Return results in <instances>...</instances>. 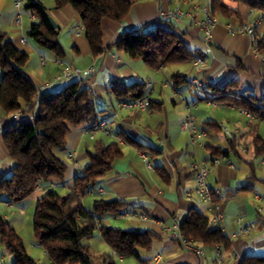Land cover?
<instances>
[{
	"label": "crops",
	"instance_id": "1",
	"mask_svg": "<svg viewBox=\"0 0 264 264\" xmlns=\"http://www.w3.org/2000/svg\"><path fill=\"white\" fill-rule=\"evenodd\" d=\"M40 1L57 24L58 40L65 51L62 57H57L31 37L33 41L28 38L31 23L37 21L31 11L28 13V23H25L24 18L17 16L14 0H0V29L7 32L15 47L29 54L25 72L41 92L56 91L74 80H82L95 94L99 116L112 119V124L109 132L99 130L93 138L85 131L88 123L72 126L65 148L57 150L67 166L65 179L41 181L28 199L15 205L8 202L6 195L0 194L10 210L1 215L19 230L20 217L25 214V208L36 206L38 198L49 190L67 194L89 162V153L117 141L122 156L115 161L112 171L101 177L90 189L91 192L82 198V202L90 209L95 199L124 200L128 203L122 212L125 216L108 214L100 223L114 226L123 220L129 224L124 229H149L157 235L151 248L144 249L148 252V259L142 257L140 250L137 264H216L218 255L215 248L201 245L204 256L200 260L194 251L165 230L166 226H180L191 208H198L212 217L210 205L197 203L193 193L196 179L191 163L194 160L208 162V183L213 188H219L224 195L221 207L225 218L217 225L229 237L231 249L222 250L225 258L222 264H237L246 255L264 257V196L259 192L263 191L264 186V152L257 153L255 141L256 136L264 141V120L227 100H217L221 94L212 88V85L223 86L233 81L235 85L228 91L229 94L254 103L262 99L264 59L256 50L254 38L249 33H232L229 25L245 24L256 15H261L262 21L256 29L255 39L264 43V12L240 3L238 15L228 18L216 15L219 21L213 25L211 40L207 42L200 24L205 16L203 7L206 0H130V12L123 21L102 20L105 48L102 54L93 57L84 29L79 31L82 23L74 7L68 4L55 8L54 0ZM176 6L186 14L169 20L179 30L188 33L186 41L191 47L202 52L201 65H194V59L153 68L142 58H132L113 45L123 31L152 24L161 8L173 9ZM152 27L148 26L149 29ZM68 70L71 71L70 75L66 74ZM174 73L187 77L188 81L180 80L175 84L172 78ZM146 77L153 80V87L149 91L151 109L141 111L121 107L110 87L115 83L144 81ZM193 77L206 86L192 84ZM190 114L195 116L199 129L206 132L195 144L182 128V122ZM1 119L0 130L9 122L4 114ZM207 121L216 124L207 125ZM225 126L233 132L232 135L224 132ZM119 132L145 146L138 148L120 138ZM210 147H221L229 153L213 156ZM152 149L157 153H152ZM215 158L219 162H214ZM0 169L5 175L12 172V161L2 137ZM160 170L166 178L162 177ZM252 174L255 176L251 177ZM141 213L146 217H140ZM239 219L245 224L255 223L254 229L241 235ZM95 232L102 239L100 230ZM94 236L87 240L89 245ZM36 244L41 246L37 241ZM45 255L47 262L54 264L46 251ZM101 256L103 261L112 258L116 264H122L125 259L112 248L110 253L104 250Z\"/></svg>",
	"mask_w": 264,
	"mask_h": 264
},
{
	"label": "trees",
	"instance_id": "2",
	"mask_svg": "<svg viewBox=\"0 0 264 264\" xmlns=\"http://www.w3.org/2000/svg\"><path fill=\"white\" fill-rule=\"evenodd\" d=\"M247 4L264 12V0H212L209 9L213 15L225 18L238 15V5ZM55 8L72 5L84 29L90 45L91 54L97 57L103 53L104 36L102 20L110 18L123 21L130 12V0H54ZM24 7L37 18L31 23L28 35L57 57L65 54L59 40L57 28L52 27L48 9L40 0H25ZM151 29L144 24L132 31H123L113 45L124 50L132 58H142L153 68L175 62H184L201 57L202 52L191 47L187 32L179 30L169 19H156ZM259 50L264 53V43L258 42ZM29 54L17 48L6 31L0 29V117L14 112L22 116L9 120L0 130L2 141L12 161V172L6 176L0 169V194L9 203H19L28 199L41 181L58 179L63 181L66 163L57 150L66 146L67 134L72 126L90 123L97 119L100 110L95 105V94L84 85L82 80H74L56 91L41 92L32 78L25 72ZM174 83L188 81L187 77L174 73ZM234 82L223 86L212 85L217 100H227L249 110L264 120V95L261 100L250 102L240 96L229 94ZM120 99L141 96L144 82L115 83L110 87ZM207 125H215L207 121ZM119 137L136 145L145 146L136 139L119 132ZM257 153L264 152V141L256 136ZM233 142V140H230ZM213 156L229 152L221 147H210ZM157 150L152 149V153ZM119 142H110L89 153V162L76 177L74 187L65 195L49 190L38 198L33 214L35 239L46 251L54 264H94L87 241L99 229L103 241L114 252L125 257H140L141 249H150L157 236L149 229L135 230L101 224L106 215H117L125 210L128 203L124 200L95 199L90 209L82 198L96 182L114 167L115 161L122 156ZM255 170V167H253ZM162 177L166 178L160 170ZM255 175L252 174L251 177ZM211 217L198 208H191L180 223L183 235L193 242L216 248L230 250L231 241L221 227ZM0 241L14 255L13 264H39L26 250L22 237L8 220L0 215ZM105 264H116L105 259ZM264 257L246 255L237 264H263Z\"/></svg>",
	"mask_w": 264,
	"mask_h": 264
},
{
	"label": "built area",
	"instance_id": "3",
	"mask_svg": "<svg viewBox=\"0 0 264 264\" xmlns=\"http://www.w3.org/2000/svg\"><path fill=\"white\" fill-rule=\"evenodd\" d=\"M24 1L25 0H15V7L19 11H20L21 6L23 5ZM211 1L212 0H206V5L203 7V11H204L205 16H204V19L202 21H200V24H201V27L203 30V34H204V38L207 42H209L211 40L213 25L219 21L218 16L210 13L209 5H210ZM185 14H186V12L184 10H182L179 6H176L173 9L161 8L158 11L157 18L158 19H164V20L175 19V18H178V17L183 16ZM261 21H262L261 15H256L254 17V19H252L251 21H249L245 24H241V25H237V26L229 25V30L232 33H235V32L249 33L254 38L256 50L258 51V53H260V55L264 59V54L259 50L258 41H256V39H255L256 29H257L258 25L261 23ZM18 22H19V20H18ZM82 29H83V26L80 27L79 31H81ZM23 41H25V39H23ZM202 63H203L202 58L198 57L195 59L194 65L199 66ZM66 74L70 75L71 71H69V70L66 71ZM191 81H192V84H194V85L206 86L204 83H202L196 77L191 78ZM143 82H144L143 94L141 96L130 98V99L118 100L119 105L121 107H128V108L137 109V110H141V111L151 109V103L152 102H151L149 91L153 87V80L151 79V77H146ZM22 115L23 114L20 111L14 112V113H11L8 116V118H9V120H15V119H18L19 117H21ZM250 115H252V113H250ZM1 122H2V119L0 117V125H1ZM110 124H112V119H109L107 116H98L95 121L90 122L86 125L85 131L90 134L91 138H93L95 133L99 130H106L107 132H109ZM182 128L189 133L190 141L193 144H195L202 136L206 135V132L204 130L199 129L195 116H193L191 114L188 115L185 118V120L182 122ZM224 132L227 135L233 134V132H231V130L227 126L224 127ZM214 162H219V159L215 158ZM191 166H192L193 170L195 171V179L196 180H195V185L193 188V193L195 195L197 203H208L210 205V209L213 213L211 220L215 223H218V224L221 223L225 218L224 212H223L222 207H221V200L223 199L224 195L219 188H213L208 183V176H209V171H210L209 166H208V162L205 160H194L191 163ZM89 192H91L90 189L87 190V193H89ZM260 210H261V208H260ZM118 216H125V213L121 212L118 214ZM139 216L142 218H145L146 214L141 213V214H139ZM239 226H240L239 233L241 235H246L254 229L255 223L245 224L241 221V219H239ZM165 230L170 233V236L178 238L185 247L194 251L198 255V257L200 258V260L203 258L204 251H203L201 245L193 242L192 240L187 239L183 235L182 231L180 230V226H178V225L173 226V227H167L166 226ZM215 249H216V253L218 255L216 264H222L225 260L222 249L220 246H217ZM1 260L4 262V256L3 255L1 257Z\"/></svg>",
	"mask_w": 264,
	"mask_h": 264
},
{
	"label": "rangeland",
	"instance_id": "4",
	"mask_svg": "<svg viewBox=\"0 0 264 264\" xmlns=\"http://www.w3.org/2000/svg\"><path fill=\"white\" fill-rule=\"evenodd\" d=\"M5 4V3H4ZM15 4V0H14ZM30 12L29 9L24 7V3L21 6L20 11L16 9V13L18 18H24L25 23H28L29 15L28 13ZM20 13V14H19ZM148 26H150V23H146ZM28 34V33H27ZM28 38L33 41L30 36L28 35ZM171 65H174V63H170ZM1 74V70H0ZM1 77V75H0ZM201 95V92H199ZM1 137V136H0ZM90 137V136H89ZM236 161H239L238 159H234ZM8 176V175H6ZM263 191H259L262 196H264V186L262 187ZM4 197H0V215L3 213H6V211H10L8 209V206L3 202ZM20 203V202H19ZM13 205L17 203H11ZM264 204V203H263ZM19 205V204H18ZM19 207V206H17ZM35 206L30 205L29 208H25V214L20 217L21 222H20V231L16 229V231L19 233V235L22 237L24 245L26 247L27 252L33 256L37 261H39V264H51L48 263L47 261V256L45 255V251L43 248L39 245L36 244V239L35 235L33 232V214H34V208ZM25 217V221L24 218ZM129 224L126 223L123 220H119L115 227H121V228H127ZM94 238H91V244H90V256L91 260L94 264H105L103 261V258L101 256V253L104 252V250H107V253L111 252V247L102 239H100L97 235V232L94 233ZM142 257L144 259H148V252L144 249H141ZM2 254H4V262L1 260ZM116 259H118V256H115ZM14 260V255L11 253L6 247L5 244L0 241V264H11V261ZM139 262V259L133 256H128L125 257L124 261L121 262L122 264H137Z\"/></svg>",
	"mask_w": 264,
	"mask_h": 264
},
{
	"label": "water",
	"instance_id": "5",
	"mask_svg": "<svg viewBox=\"0 0 264 264\" xmlns=\"http://www.w3.org/2000/svg\"><path fill=\"white\" fill-rule=\"evenodd\" d=\"M49 19H50V23H51L52 27L56 28L57 27V24L54 21V19L52 17H50V16H49Z\"/></svg>",
	"mask_w": 264,
	"mask_h": 264
}]
</instances>
